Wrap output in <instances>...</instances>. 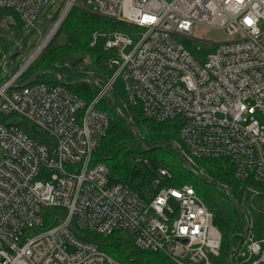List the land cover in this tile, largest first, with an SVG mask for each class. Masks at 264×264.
I'll use <instances>...</instances> for the list:
<instances>
[{"label": "built area", "instance_id": "built-area-1", "mask_svg": "<svg viewBox=\"0 0 264 264\" xmlns=\"http://www.w3.org/2000/svg\"><path fill=\"white\" fill-rule=\"evenodd\" d=\"M77 1L0 0V11L15 13L30 31L49 22L41 16L45 9L62 4L50 32ZM85 5L98 17L139 28L92 35L89 47L104 39V51L113 52L106 63L113 73L96 83L90 104L71 94L60 77L57 85L19 84L33 61L16 71L9 60L1 66L8 65L0 83V114L7 117L0 123V264H125L76 232L127 234L139 251L162 256L158 264H214L221 233L192 186L167 187L170 174L159 169L155 193L142 199L110 184L103 163H91L109 125L96 106L119 81L124 107L138 108L153 122L177 121L176 148L191 169L198 170L199 160L222 161L246 185L239 205L234 200L237 207L242 210L246 194L264 204V0H86ZM196 28L227 36L204 64L178 41L194 40ZM13 117L27 122L39 141ZM43 170L55 171L49 182L37 180ZM54 209L64 215L54 216L46 229L45 212ZM249 228L247 221L236 236L241 240L247 230L230 264H264V237L253 239Z\"/></svg>", "mask_w": 264, "mask_h": 264}, {"label": "trees", "instance_id": "trees-1", "mask_svg": "<svg viewBox=\"0 0 264 264\" xmlns=\"http://www.w3.org/2000/svg\"><path fill=\"white\" fill-rule=\"evenodd\" d=\"M62 6L60 4L55 9L52 21L57 19ZM138 31L137 27L98 17L76 6L70 10L54 38L49 41L45 49L33 61L34 63L32 62L29 69L21 75L18 83L31 81L40 72L38 78L32 81L34 84L57 85L58 77H60L62 85L71 94L86 104H90L98 91L96 83L104 81L113 73V70L109 69L106 64L113 52L104 51V39H99L95 46L89 47L92 35L96 32L132 34ZM25 33L28 32L23 30L15 13L8 10L0 11V35L10 38L0 37V62L5 58L3 63H6L12 54L20 49H27L30 37ZM15 41L18 43L16 44ZM1 71L3 70L0 69V83H4L7 75L5 73L1 76ZM110 98L113 99L119 113L113 108ZM125 101L122 84L117 81L110 97H104L96 106L108 116L109 125L105 137L92 154L91 163L93 165L103 163L109 170L110 184L125 186L142 199L155 193L152 190V182L157 177L159 169L166 170L171 175V179L165 182L167 187L192 186L213 216H219L225 220L229 231L238 228L241 214L230 198L237 201L239 205L245 184L234 179L232 170L224 162L212 160L197 161L199 168L193 171L225 190H217L199 181L185 168L179 150L175 147H167L178 143L179 124L177 121L157 123L145 119L138 108L124 107ZM6 120L7 117L0 114V123ZM18 126L28 136L39 141L40 138L34 134L27 122L20 121ZM133 128L141 137L144 146L141 145ZM143 161H146V164ZM220 191L224 193L221 192V194ZM217 197L219 200L216 199ZM63 215L64 213L60 210H47L45 228L51 227L50 222L54 216L62 217ZM75 235L96 245L100 251L121 263L158 264L159 261H163L159 254L136 249L132 238L124 233L117 232L107 237L90 233L80 236L79 232ZM224 236L221 233L220 252L214 264H227L232 250L240 242V239L236 237L228 242Z\"/></svg>", "mask_w": 264, "mask_h": 264}, {"label": "rangeland", "instance_id": "rangeland-1", "mask_svg": "<svg viewBox=\"0 0 264 264\" xmlns=\"http://www.w3.org/2000/svg\"><path fill=\"white\" fill-rule=\"evenodd\" d=\"M85 2H86V0H78L77 6L84 8L86 6ZM55 9L56 8H53L51 11H47L45 9L41 13V16L44 18V20H46V21L49 20L48 23L39 24L38 26H36L34 31H26L28 33H25V35L29 34L30 43L27 46V49H21V53L14 60H12V61L9 60V64L11 67H13V68L15 67V69H16V68H19L20 66H22L23 62L28 60V58L36 50V48L39 46V43L41 42V40L49 32V30L51 28V24L54 22V21H52V16H53V12L55 11ZM56 32L54 33V35L56 34ZM54 35L51 37V39L49 41H51L54 38ZM193 39L194 40L181 38L178 41L180 44H182L187 49V51H189L192 54L194 59H196L199 64H204L207 61L208 56L215 53V51L218 47L217 43L224 41V40H227V36L225 34H223L222 32L211 30L208 28H196L193 32ZM201 41H203V42H201ZM205 42H207V43H205ZM4 59L5 58H3L0 62V69H1L2 63L5 61ZM32 64H30V66ZM29 67L25 70V72L29 69ZM4 69L5 70L1 71V73H2L1 76H3V74L7 73V70H8L7 64L4 65ZM12 119L16 123L21 121V119L19 117H13ZM197 166L199 168V165H197ZM53 175H55V171L43 170L39 174L37 180L42 182V183L49 182ZM221 192L222 191H220V193ZM222 193H224V192H222ZM216 199L219 200V197H217ZM244 199H246V201L244 202L243 206H241L242 210L240 212L241 215L239 218L240 225L238 228H234L233 231L228 230L229 227L227 226V223L225 222V220H223L219 216L214 215V218H213L214 227L220 233L225 235L224 238L228 242L232 241V239L234 237L239 236L240 234H242V232H244V230L246 229V226H247V221H248L249 227H250L249 228V236L253 237V239H255V240H258V239H261L264 237V213L262 212V210H264V204L261 202L262 199L259 197H254L252 199L251 194H246L244 196ZM201 201L204 203V205H206V203L203 201L202 198H201ZM252 201L254 203V206L251 205Z\"/></svg>", "mask_w": 264, "mask_h": 264}, {"label": "water", "instance_id": "water-1", "mask_svg": "<svg viewBox=\"0 0 264 264\" xmlns=\"http://www.w3.org/2000/svg\"><path fill=\"white\" fill-rule=\"evenodd\" d=\"M0 37H1V38H5V39H10V38L7 37V36H2V35H0ZM15 42H16V41H15ZM17 43H18V42H16V44H17ZM20 53H21V49L18 50L17 52H15L14 54H12V55L9 57L8 60H10V61L14 60V59H15ZM40 74H41V72H40L39 74H37L32 80H35L36 78H38V76H39ZM110 99H111V102H112L113 108L116 110L117 107H116V105L114 104L113 99H112V98H110ZM124 119H125L128 123H130L129 120H127L126 118H124ZM133 130H134V132H135V134H136L138 140L140 141L141 145L144 146V145H143V141H142L141 137L139 136V134L137 133V131H135L134 128H133ZM167 147H175V145H174V144H170V145L167 146ZM182 162H183L185 168H186L188 171H190V166H189V164L187 163V161L185 160L184 157L182 158ZM196 178H197L199 181H201L202 183L206 184L207 186H210V187L215 188V189L223 190L222 187H219V186H217V185L212 184L211 182L207 181L206 179H204V178L201 177V176H196ZM230 200H231L232 204H233L234 206H236V208H238L237 205H236V203L234 202V200H233L232 198H230ZM238 209H239V208H238ZM246 233H247V230L245 231L244 237H245ZM244 237L240 240V242L237 244V246L232 250V252H231V254H230V258H229L227 264H230V262L232 261L233 257L235 256L236 252L239 250V248H240L241 245L243 244V242H244Z\"/></svg>", "mask_w": 264, "mask_h": 264}, {"label": "bare ground", "instance_id": "bare-ground-1", "mask_svg": "<svg viewBox=\"0 0 264 264\" xmlns=\"http://www.w3.org/2000/svg\"><path fill=\"white\" fill-rule=\"evenodd\" d=\"M52 25V24H51ZM54 26V25H53ZM52 26V28H53V31H50L47 35H46V37L43 39V41L39 44V46L36 48V50L32 53V55L29 57V59L26 61V63L27 62H32V61H34L36 58H37V56L41 53V51L44 49V47L48 44V42H49V40L51 39V37L54 35V33L59 29L58 27H53ZM60 27V26H59ZM33 31H34V29H32ZM62 84V83H61ZM175 145V148H176V144H174ZM183 157H181V159H182ZM190 173H192L195 177L196 176H199L197 173H195L194 171H193V169H191V167H190V171H189ZM253 187H255V188H258V189H261V190H263V187H261V186H259V185H252ZM245 187H246V185H245ZM244 187V188H245ZM218 190V189H217ZM223 190H225L224 188H223ZM200 199V198H199ZM239 210V212H241V210L240 209H238ZM244 212V211H243Z\"/></svg>", "mask_w": 264, "mask_h": 264}]
</instances>
